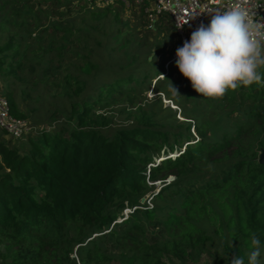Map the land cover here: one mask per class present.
Instances as JSON below:
<instances>
[{
    "label": "trees",
    "instance_id": "16d2710c",
    "mask_svg": "<svg viewBox=\"0 0 264 264\" xmlns=\"http://www.w3.org/2000/svg\"><path fill=\"white\" fill-rule=\"evenodd\" d=\"M18 1L0 0V94L12 115L33 119L40 108H32L30 93L20 87L30 86L34 77L42 81V90L55 86L68 103L67 114L56 106L48 115L65 120L27 136L21 148L0 133V264H105L117 250L119 264H163L164 259L197 264L207 248L215 250L211 264H234L238 258L249 264L257 247L254 237L261 241L263 264L264 161L259 162V153L264 149V86H241L206 98L185 85L189 106L183 99L176 102L186 119L159 108L164 113L155 120L156 112L138 106L133 125L103 130L111 120L97 111L119 101L131 107L151 82L150 63L157 52L120 36L117 28L97 39L106 61L87 62L84 71L93 70L86 81L61 75L65 44L56 46L52 38L40 46L43 53L34 55L36 66L25 64L21 42L30 34L18 30L26 27L24 19L18 20L25 10ZM30 1L22 6L28 8ZM89 9L94 20L113 13L121 22L115 5ZM156 21L175 36V54L181 44L170 17L163 14ZM56 29L67 43L66 29ZM52 50L57 62L54 54H45ZM176 72L172 78L167 70L155 88L180 79L190 83ZM36 82L30 87L34 92L39 91ZM165 93L171 95L169 88ZM177 149V156L149 165L161 151ZM168 175L174 179L165 181ZM156 180H161L158 187L150 183ZM145 195L152 207L140 202ZM125 208L132 211L123 218ZM77 244L78 261L70 257Z\"/></svg>",
    "mask_w": 264,
    "mask_h": 264
},
{
    "label": "rangeland",
    "instance_id": "374dc122",
    "mask_svg": "<svg viewBox=\"0 0 264 264\" xmlns=\"http://www.w3.org/2000/svg\"><path fill=\"white\" fill-rule=\"evenodd\" d=\"M82 3L83 2L81 0H60L58 2H51V0H34L30 1L28 9L27 5L25 7L22 6L23 0H19V8L25 10L22 11L23 13L21 14V16H19L18 20L21 21L22 19H24L26 27L22 26L18 30L21 34H30L29 38L21 42V50H24L25 53L23 62L25 64H29V62L35 63L36 66L34 55L43 53L40 50V46L46 47L48 41L50 40V38H52L55 39L56 46H58L61 42L65 44L64 53L62 54L63 58L60 61L61 75L63 76L67 73L71 76H74L75 79L85 80L93 70L90 69L91 72L89 71V74L84 71L85 66L90 65L87 64V62H96L97 65H103L106 61L104 57L99 54L97 39H99L100 36L108 35L112 30L120 28V36L124 37L125 35H129V39H132L134 43H141L143 41L144 44L152 47V54H154L155 52L157 53L154 55L155 59L150 63L151 82L147 87H145V89H142L141 93H137L135 103L131 107H128L129 105L127 101H119L116 104L110 105L107 108H103L97 111L98 113L106 114L110 117L111 120L110 124L103 130L110 131L115 128L133 125V121H135V117L137 116L133 112L137 110L136 108L138 106H140L144 111L156 112L157 118H155V120L161 119L163 116L164 112L162 113V111H158L159 108H170V112H174L175 118L179 120L186 119L185 117H183V114L180 113L182 107L176 102V99L178 101L183 99L184 104L189 106L190 101H188V98H184V87L185 85L191 86V83H187L186 79H180L177 84L175 83L171 85L169 82H167V84L162 83V89H156V84H154L157 78H159V81L163 79V76L167 73V70H170L172 78H175L177 74L176 69H178V67L175 63L176 60H174L172 63L167 64V60L168 62L172 61L171 59L174 56L175 50L173 49V47L177 45L175 36H171L170 34L166 33L164 28H162V26L160 25V21H156L157 19H148L146 15H143L140 12V8L132 7L125 9L122 6L115 5L114 10L118 11L119 20L121 21L116 22L114 20L113 13H108L106 16H103L100 19L94 20L93 16L90 15V9ZM97 8L100 9L99 7H94V10H96ZM24 11L26 13H24ZM57 27H59L60 31H63L60 28H64L67 30L63 31L67 35V43L61 40L62 33H60L56 29ZM43 29H45V31H42ZM79 38H81V41L84 40L82 44L80 43L81 41L78 42ZM5 39L6 35H3L2 41H5ZM101 46H103V42L101 43ZM158 49H160V52L157 51ZM45 54L50 57L54 54V62H57V60H59L55 55L54 50L46 51ZM147 60L148 62H150V57H148ZM154 69L157 70V73H160L162 70L164 74H155L154 72H152ZM156 75L158 76L156 77ZM14 81L17 82V80ZM29 81V83H31L30 86L22 83L20 88L26 90V93H30L28 102H30L32 108L38 107L40 109L39 112L35 114V117L33 119L29 116L26 118H30L29 120H31L36 126H48V130H52V126L57 125V119L65 120V116H54L48 118V115L56 106H62V108H65V114H67L66 106L68 101L66 97H61L57 93V88L55 86L46 85L44 90H42V81L39 80V82L34 79V77ZM34 82H36L37 84L36 88L39 89V91L37 92H34L30 89ZM3 84L4 81H0V89L3 88ZM166 88H169L171 95H167L165 93ZM173 88H175L177 92L174 91ZM191 89L193 90L192 86ZM18 91L19 89H17V92ZM172 95H175L176 97L172 98ZM122 109L125 110L122 111ZM69 126H72V124H69ZM0 133L3 132L0 130ZM8 139L9 138L7 136L3 138L4 141H7ZM24 141H26V137L18 140H12L11 144H16L17 147L21 148L22 142ZM166 152L161 151L158 157L157 155H155L152 158L153 163L149 165H156L166 157L173 158L174 156L178 155V149L174 150L173 153ZM260 154L261 152L259 153V155ZM169 179L173 180L174 176L168 175L165 181H171ZM150 183L155 187H158L161 183V180H156ZM150 198L151 197L147 198V195H145L140 198V202H145L148 207H152ZM131 211V209L125 208L121 212L122 217L126 218ZM117 221L119 222L120 219H118ZM154 231L157 230L154 229L153 232ZM94 235L95 234H92L91 237H93ZM78 245L79 244L73 246V251L70 254V257L75 258L76 261H78V257L76 254ZM213 251L215 250L207 248L206 251L201 254V257L197 264H211L210 255ZM120 252V250H117L114 251L113 255L110 254L108 258L109 260L105 264H119L121 260V258H119ZM257 259L259 264H262L263 257L259 255ZM173 263L174 261L170 259H164L163 262V264Z\"/></svg>",
    "mask_w": 264,
    "mask_h": 264
},
{
    "label": "clouds",
    "instance_id": "9594fccd",
    "mask_svg": "<svg viewBox=\"0 0 264 264\" xmlns=\"http://www.w3.org/2000/svg\"><path fill=\"white\" fill-rule=\"evenodd\" d=\"M262 41L264 31L242 7H234L211 15L207 25L201 23L192 31L189 39L176 49L175 63L202 97L220 98L229 89L264 86ZM252 244L257 247L249 257V264H259L261 241L254 237ZM234 264H244L243 258L236 259Z\"/></svg>",
    "mask_w": 264,
    "mask_h": 264
},
{
    "label": "built area",
    "instance_id": "2783aa9c",
    "mask_svg": "<svg viewBox=\"0 0 264 264\" xmlns=\"http://www.w3.org/2000/svg\"><path fill=\"white\" fill-rule=\"evenodd\" d=\"M88 8L119 5L123 8H143L148 19H157L167 14L182 46L190 34L201 23L207 25L211 15L220 11L242 7L251 21L264 31V0H81ZM92 6V7H91ZM98 9V8H97ZM264 44V41H262ZM180 46V47H181ZM176 53L171 60H176ZM53 127V126H52ZM43 127L34 125L29 119L12 115L8 101L0 94V130L5 137L18 140L38 134ZM48 130V126L44 127Z\"/></svg>",
    "mask_w": 264,
    "mask_h": 264
},
{
    "label": "water",
    "instance_id": "95a60500",
    "mask_svg": "<svg viewBox=\"0 0 264 264\" xmlns=\"http://www.w3.org/2000/svg\"><path fill=\"white\" fill-rule=\"evenodd\" d=\"M263 161H264V149L261 151V154L259 155V162H263ZM169 180H171V179H169Z\"/></svg>",
    "mask_w": 264,
    "mask_h": 264
},
{
    "label": "bare ground",
    "instance_id": "6f19581e",
    "mask_svg": "<svg viewBox=\"0 0 264 264\" xmlns=\"http://www.w3.org/2000/svg\"><path fill=\"white\" fill-rule=\"evenodd\" d=\"M173 153V152H172Z\"/></svg>",
    "mask_w": 264,
    "mask_h": 264
}]
</instances>
